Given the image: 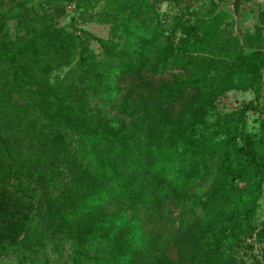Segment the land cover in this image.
<instances>
[{
  "label": "trees",
  "instance_id": "16d2710c",
  "mask_svg": "<svg viewBox=\"0 0 264 264\" xmlns=\"http://www.w3.org/2000/svg\"><path fill=\"white\" fill-rule=\"evenodd\" d=\"M59 1L0 0V257L264 264V52L244 53L224 0L184 20L64 0L108 38L59 25ZM247 39L264 50V9ZM230 91L257 102L224 110Z\"/></svg>",
  "mask_w": 264,
  "mask_h": 264
},
{
  "label": "rangeland",
  "instance_id": "374dc122",
  "mask_svg": "<svg viewBox=\"0 0 264 264\" xmlns=\"http://www.w3.org/2000/svg\"><path fill=\"white\" fill-rule=\"evenodd\" d=\"M251 1L254 2V6L250 10L245 11L244 17L242 19L241 32L244 35H247V33L253 31L254 24L257 20V15L261 9H264V0ZM151 2L156 5L160 13L172 20H175L177 18H180L182 20L188 19L193 11L202 8L204 4V0H151ZM50 10L52 12H55L59 25L67 26L70 22H78V26L84 28L85 30L98 37H109L108 25H101L96 23L82 24L81 19L83 17H86L87 14L77 9L74 2L60 0L59 2L54 3ZM11 25L14 27L15 22H11ZM226 26L230 27V24L228 23ZM90 46L96 53H101V48L97 42H91ZM243 102L256 103L257 100L254 93L251 91H230L227 93V106L223 109L228 110L234 107L239 108ZM250 114L252 116L255 113L253 112ZM261 216L262 222L264 224V197L262 199ZM258 251L259 250L257 242L254 239H249L235 249V254L245 262L251 263L254 256H258ZM0 260V264H10V259L7 256L0 257Z\"/></svg>",
  "mask_w": 264,
  "mask_h": 264
},
{
  "label": "water",
  "instance_id": "95a60500",
  "mask_svg": "<svg viewBox=\"0 0 264 264\" xmlns=\"http://www.w3.org/2000/svg\"><path fill=\"white\" fill-rule=\"evenodd\" d=\"M254 6V2L251 0H224L220 5L218 10L220 11L222 8H227L228 12L234 18V36H236L242 48L244 49L245 54H249L255 51H262L263 49L251 48L248 45L247 35L242 34L241 25L242 19L244 17V13L247 10H250Z\"/></svg>",
  "mask_w": 264,
  "mask_h": 264
}]
</instances>
